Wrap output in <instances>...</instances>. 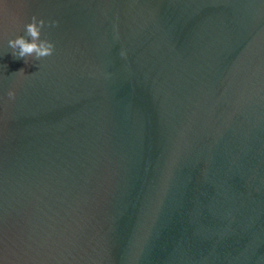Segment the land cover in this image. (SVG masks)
<instances>
[{
    "label": "water",
    "instance_id": "95a60500",
    "mask_svg": "<svg viewBox=\"0 0 264 264\" xmlns=\"http://www.w3.org/2000/svg\"><path fill=\"white\" fill-rule=\"evenodd\" d=\"M0 264H264V0H0Z\"/></svg>",
    "mask_w": 264,
    "mask_h": 264
},
{
    "label": "clouds",
    "instance_id": "9594fccd",
    "mask_svg": "<svg viewBox=\"0 0 264 264\" xmlns=\"http://www.w3.org/2000/svg\"><path fill=\"white\" fill-rule=\"evenodd\" d=\"M44 20H37L32 17V22L25 25L26 33L24 36H18L8 41L10 48L14 50L13 56L16 58H25L34 55L37 59L50 56L53 53L54 45L48 40H41V28L44 26ZM26 37H30V40ZM27 63V61L25 60ZM19 72H23L21 69ZM10 98L15 97L13 91L8 92Z\"/></svg>",
    "mask_w": 264,
    "mask_h": 264
}]
</instances>
